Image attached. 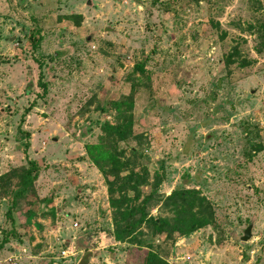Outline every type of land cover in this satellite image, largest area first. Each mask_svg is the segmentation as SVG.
Here are the masks:
<instances>
[{
  "label": "rangeland",
  "instance_id": "1",
  "mask_svg": "<svg viewBox=\"0 0 264 264\" xmlns=\"http://www.w3.org/2000/svg\"><path fill=\"white\" fill-rule=\"evenodd\" d=\"M261 22L264 0H0V175L25 156L38 165L32 191L11 208L18 238L8 236L0 264L140 261L144 249L105 241L110 208L90 160L106 150L99 124L128 96L139 138L118 148L141 152L138 163L162 176L159 192L195 188L213 211L186 235L153 237L152 249L171 264H264ZM8 191L0 237L12 226Z\"/></svg>",
  "mask_w": 264,
  "mask_h": 264
},
{
  "label": "trees",
  "instance_id": "2",
  "mask_svg": "<svg viewBox=\"0 0 264 264\" xmlns=\"http://www.w3.org/2000/svg\"><path fill=\"white\" fill-rule=\"evenodd\" d=\"M257 28L262 38L259 43L263 46L264 22L258 24ZM27 39L35 46L39 41L38 30L32 29ZM260 45L256 47L257 51L260 50ZM235 53V48H232L225 56L226 62L231 61V56ZM133 70L142 72L143 62H136ZM42 90H44L43 85ZM126 98L128 104L122 112H119L121 104L119 100L109 102L110 106L119 112L118 116L113 122L103 120L99 124L100 142L105 145L106 150L99 157L90 156L105 185L110 208V235L117 242L144 249L137 264H171L152 249V238L161 235L165 237L186 235L210 223L213 218L212 207L195 188L176 187L167 194L159 192L158 186L162 176L157 173L149 175L147 168L142 163H138L137 159L143 157L141 152L134 147L128 148L127 153L124 148H118V141H137L139 138V134L132 131L133 118L129 111L131 96ZM94 108L99 112L104 111L99 104ZM25 135L29 134L25 133ZM28 146L27 140L23 142L21 149L24 154ZM25 157V165L10 167L5 174L0 175V194H6L10 188L8 191L10 204L5 215L12 225L1 235L0 248L8 241L9 235L18 238L13 226L11 208L25 192L32 191L38 174L36 161ZM142 187H146L147 191L144 192ZM152 208L156 210L155 215L150 213ZM162 211L166 214H162ZM25 212L27 216L32 214L31 209H26Z\"/></svg>",
  "mask_w": 264,
  "mask_h": 264
},
{
  "label": "built area",
  "instance_id": "3",
  "mask_svg": "<svg viewBox=\"0 0 264 264\" xmlns=\"http://www.w3.org/2000/svg\"><path fill=\"white\" fill-rule=\"evenodd\" d=\"M73 226H77V222H73ZM60 254L62 257H66L72 254L71 246H66L65 248L60 250Z\"/></svg>",
  "mask_w": 264,
  "mask_h": 264
},
{
  "label": "water",
  "instance_id": "4",
  "mask_svg": "<svg viewBox=\"0 0 264 264\" xmlns=\"http://www.w3.org/2000/svg\"><path fill=\"white\" fill-rule=\"evenodd\" d=\"M250 227L251 225H247L243 231H242V236H241V239L242 240H247L249 238V235H250Z\"/></svg>",
  "mask_w": 264,
  "mask_h": 264
},
{
  "label": "crops",
  "instance_id": "5",
  "mask_svg": "<svg viewBox=\"0 0 264 264\" xmlns=\"http://www.w3.org/2000/svg\"><path fill=\"white\" fill-rule=\"evenodd\" d=\"M104 237H105V241H108L109 243H115V241L113 240L112 237H110V235L108 236L107 233L106 235L104 234Z\"/></svg>",
  "mask_w": 264,
  "mask_h": 264
}]
</instances>
